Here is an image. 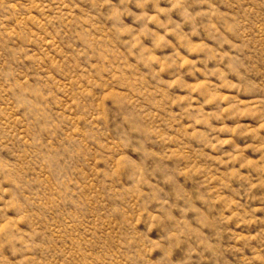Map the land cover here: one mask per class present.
<instances>
[{
    "label": "rangeland",
    "instance_id": "rangeland-1",
    "mask_svg": "<svg viewBox=\"0 0 264 264\" xmlns=\"http://www.w3.org/2000/svg\"><path fill=\"white\" fill-rule=\"evenodd\" d=\"M0 264H264V0H0Z\"/></svg>",
    "mask_w": 264,
    "mask_h": 264
}]
</instances>
